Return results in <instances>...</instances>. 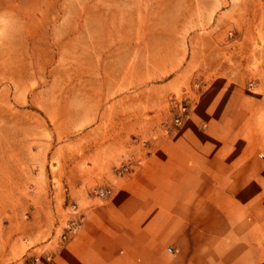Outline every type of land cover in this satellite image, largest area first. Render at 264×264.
Here are the masks:
<instances>
[{"label":"crops","instance_id":"crops-1","mask_svg":"<svg viewBox=\"0 0 264 264\" xmlns=\"http://www.w3.org/2000/svg\"><path fill=\"white\" fill-rule=\"evenodd\" d=\"M86 52L82 105L66 113L78 115L67 119L72 125L88 121L98 137L91 154L67 158L65 176L72 194L95 182L107 194L83 197L82 223L37 264H264V90L214 77L182 126L159 135L168 96L188 84L175 55L149 57L139 80L138 58L108 73L105 50ZM143 83L151 87L139 89ZM10 129L9 121L0 123ZM11 144L9 133L0 137V195L26 194V155H12ZM122 165L128 170L119 172ZM10 241L2 239L0 264L17 256L7 251Z\"/></svg>","mask_w":264,"mask_h":264},{"label":"rangeland","instance_id":"rangeland-1","mask_svg":"<svg viewBox=\"0 0 264 264\" xmlns=\"http://www.w3.org/2000/svg\"><path fill=\"white\" fill-rule=\"evenodd\" d=\"M89 48L105 50L108 73L138 58L139 80L153 56L175 55L188 84L167 99L159 135L172 136L214 77L239 79L246 91L264 90V0H0V123L11 124L0 137L9 133L12 155L27 159L26 194L0 195V250L9 235L7 251L17 255L11 264L48 257L82 223L83 197L106 187L90 183L72 194L65 176L67 158L91 154L90 141L98 137L88 121L72 125L67 119L78 115L66 113L82 105ZM180 103L187 116L175 126ZM19 137L25 145H18ZM258 156L264 160V151ZM20 244L26 249L21 257Z\"/></svg>","mask_w":264,"mask_h":264},{"label":"built area","instance_id":"built-area-1","mask_svg":"<svg viewBox=\"0 0 264 264\" xmlns=\"http://www.w3.org/2000/svg\"><path fill=\"white\" fill-rule=\"evenodd\" d=\"M171 102L175 103L176 99L175 98L171 99ZM178 109H179L178 114L173 118V124L175 126H180L182 124V121L184 117L187 116V111H188L187 105L182 104V103L178 105ZM128 168H129L128 165H122L121 168L119 169V172L126 171L128 170ZM106 194H107V191L104 188H99L96 190V195L99 197H105ZM73 224L74 223L72 222V225ZM168 250L171 251V248H168Z\"/></svg>","mask_w":264,"mask_h":264}]
</instances>
